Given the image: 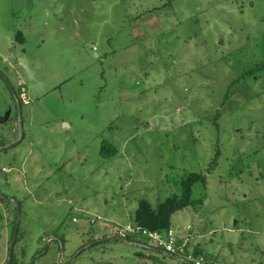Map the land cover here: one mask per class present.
I'll return each instance as SVG.
<instances>
[{"label": "rangeland", "instance_id": "rangeland-1", "mask_svg": "<svg viewBox=\"0 0 264 264\" xmlns=\"http://www.w3.org/2000/svg\"><path fill=\"white\" fill-rule=\"evenodd\" d=\"M0 72L5 143L20 135L14 92L30 100L24 138L0 151L15 254L28 247L29 263L49 233L64 264H185L122 241L81 249L199 172L203 204L173 228L193 233L202 264H264V0H0ZM16 216L0 199V264ZM59 254L52 242L34 264Z\"/></svg>", "mask_w": 264, "mask_h": 264}, {"label": "trees", "instance_id": "trees-1", "mask_svg": "<svg viewBox=\"0 0 264 264\" xmlns=\"http://www.w3.org/2000/svg\"><path fill=\"white\" fill-rule=\"evenodd\" d=\"M17 39L20 42L25 41V37L21 31L17 33ZM255 70H257V68H252L251 70L247 71L245 75L252 77L254 75ZM23 90L24 88L21 87L20 92L15 91L17 97L20 100L21 105L23 102L21 99V93L23 92ZM4 144L6 143L2 141V139H0V145H4ZM101 152L105 156L110 157L117 154L118 149L110 143H105L102 145ZM213 164L215 163L213 162ZM213 167L214 165H212L211 168ZM197 182H201L206 188L207 176L199 172L190 173L187 179L184 180L183 182L182 191L180 194H173L171 196H168L164 201L159 202L157 205H153L150 202V200H148L147 198H141L138 202V207L135 211L132 222H135L136 224L140 225L143 228H147L149 230H158L161 232L168 231L169 229L173 228L172 216L176 212L191 206L197 208V206L203 204L205 195H203V197L199 199L193 198V186ZM14 223H15V219H13L12 221V224ZM189 235L190 238L186 243L187 255H191L194 258L202 257L203 260L204 257L201 255V252L199 250L200 249L199 243L193 239L194 236L193 233H189ZM12 261H13L12 264H15L13 259Z\"/></svg>", "mask_w": 264, "mask_h": 264}, {"label": "water", "instance_id": "water-1", "mask_svg": "<svg viewBox=\"0 0 264 264\" xmlns=\"http://www.w3.org/2000/svg\"><path fill=\"white\" fill-rule=\"evenodd\" d=\"M0 75L4 77V75L1 72H0ZM8 84L11 86V84L9 82H8ZM11 88H12V86H11ZM14 96H15V99H16L17 109H18V121H19L20 135L15 141L6 143L4 145H0V151L4 150L6 148H10V147H13V146L17 145L24 138V130H23V124H22V115H21V104H20V100L17 97L15 92H14ZM8 116H9V114L6 115V117H2V118L0 117V120L1 121H3V120L6 121L8 119ZM0 177L2 179H7L8 178V172L5 169H2ZM0 199L5 200V201H11V202L15 203V205L17 207V216H16L15 223H14V231H13V234H12V239L10 241L9 251H8L9 252V254H8V264H12V256H13V251H14V245H15V242H16V239H17V233H18V229H19L20 205H19V202L14 197H8V196L0 194ZM52 239H54V240L56 239V241H58V243L60 245L59 264H64V263H61L62 252H63V249H64L62 239L61 238H57L55 236H50L49 233H48V238H47V240L45 242V246H44L43 251L41 253L35 255L33 260L37 259L38 257H40L41 255H43V254H45L47 252V250L50 248L49 242ZM106 241H122V242L130 243V244H133V245L141 246V247L146 248L148 250H152V251H156V252L167 254L169 256H173L176 259H178V260H180V261H182V262H184L186 264H193L192 262L187 261L185 258H183L181 256H178V255H175V254H173V253H171L169 251H166V250H163V249H159V248H156V247H151V246H148V245L143 244V243L135 242V241L131 240L130 238H125V237H120V236L119 237H117V236L99 237V238L95 239L94 241H92V242L86 244L85 246H83L81 250H83V249H85V248H87V247H89V246H91L93 244L106 242ZM77 254H75V256ZM75 256H73L65 264H72ZM94 264H115V263L112 262V261L96 260V261H94Z\"/></svg>", "mask_w": 264, "mask_h": 264}, {"label": "built area", "instance_id": "built-area-1", "mask_svg": "<svg viewBox=\"0 0 264 264\" xmlns=\"http://www.w3.org/2000/svg\"><path fill=\"white\" fill-rule=\"evenodd\" d=\"M21 99L25 104L30 103L28 94L25 90L21 93ZM73 220H76V218L74 217ZM115 232L116 235L125 238L143 236L156 248H162L163 250L169 251L188 260L193 258L191 255H187L186 248V243L188 242L190 235L188 234L186 237L182 236L180 232L176 231L174 228L161 232L158 230H149L141 227L135 222H130L125 226H117ZM202 261V257H200L195 258V261L193 262L194 264H202Z\"/></svg>", "mask_w": 264, "mask_h": 264}, {"label": "flooded vegetation", "instance_id": "flooded-vegetation-1", "mask_svg": "<svg viewBox=\"0 0 264 264\" xmlns=\"http://www.w3.org/2000/svg\"><path fill=\"white\" fill-rule=\"evenodd\" d=\"M2 169H5V170H6L7 168H2ZM8 169H10V168H8ZM6 171L9 172L10 170H6ZM50 236H51V235H50ZM109 236H117V237H119L118 235H116V232H114V233L111 232V234H110ZM55 237H57V236H55ZM103 237H107V236H103ZM47 238H48V237H47ZM47 238H45V239L47 240ZM97 238H99V237H97ZM97 238H95V239H97ZM95 239H93L92 241H94ZM46 240H42V241H43V247H41V249H40L39 251H36V252L31 256L29 263H28V260H26L27 255H28V252H27L28 247H21V249H19V252H18L17 254H15L16 262H17L16 264H34L35 261H36V259L33 260V258H34L35 255H37V254H39V253H41V252L43 251ZM40 241H41V240H40ZM44 241H45V242H44ZM92 241H91V242H92ZM52 242H58V241H56V239H55V240L52 239V240H50L49 245H50V243H52ZM47 251H48V250H47ZM14 253H15V252L13 251V254H14ZM43 255H44V254H43ZM41 256H42V255H41ZM99 260L110 261V260L105 259V258H103V257H100ZM186 260H187V261H190V260H188V259H186ZM190 262H192V261H190ZM192 263H193V262H192ZM193 264H194V263H193Z\"/></svg>", "mask_w": 264, "mask_h": 264}, {"label": "crops", "instance_id": "crops-1", "mask_svg": "<svg viewBox=\"0 0 264 264\" xmlns=\"http://www.w3.org/2000/svg\"><path fill=\"white\" fill-rule=\"evenodd\" d=\"M75 218H76V217H75ZM73 221H78V218H77V220H73ZM84 225L86 226V225H87V222H85ZM84 225H83V226H84ZM115 227H117V226H115ZM115 227H113V229L111 230L112 233L115 232V229H116ZM178 230L180 231L181 229H178ZM185 264H186V263H185Z\"/></svg>", "mask_w": 264, "mask_h": 264}]
</instances>
